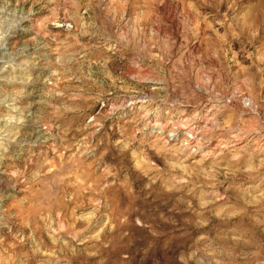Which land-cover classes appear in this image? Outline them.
Listing matches in <instances>:
<instances>
[{
    "label": "clouds",
    "instance_id": "obj_1",
    "mask_svg": "<svg viewBox=\"0 0 264 264\" xmlns=\"http://www.w3.org/2000/svg\"><path fill=\"white\" fill-rule=\"evenodd\" d=\"M0 264H264V0H0Z\"/></svg>",
    "mask_w": 264,
    "mask_h": 264
},
{
    "label": "rangeland",
    "instance_id": "obj_2",
    "mask_svg": "<svg viewBox=\"0 0 264 264\" xmlns=\"http://www.w3.org/2000/svg\"><path fill=\"white\" fill-rule=\"evenodd\" d=\"M204 30H205V32L209 31V29H208L207 25H204ZM68 158H69V160H71V153H70V152L68 153ZM70 179H73V180H75V178H74V177H72V178H70Z\"/></svg>",
    "mask_w": 264,
    "mask_h": 264
}]
</instances>
